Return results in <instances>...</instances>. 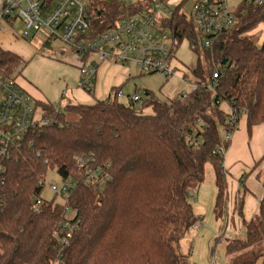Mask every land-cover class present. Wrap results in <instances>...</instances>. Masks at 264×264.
Listing matches in <instances>:
<instances>
[{
    "label": "trees",
    "instance_id": "16d2710c",
    "mask_svg": "<svg viewBox=\"0 0 264 264\" xmlns=\"http://www.w3.org/2000/svg\"><path fill=\"white\" fill-rule=\"evenodd\" d=\"M179 1L168 22L174 24L175 48L188 38L199 53L192 70L197 86L186 98L169 101L146 90L140 107L139 102L119 100V88L93 103L36 102L51 123L37 126L21 147L0 157V264H195L180 250V241L200 221L192 192L204 181L206 164H211L217 186L214 214L226 218L225 154L213 150L220 145L228 149L230 142L223 140L222 132L230 128L234 133L244 114L249 132L264 122V38L258 42L249 34L264 23V5L242 1L234 7L235 23L216 37L212 47L202 44V53L200 32L182 12L187 0ZM152 3L143 0L138 8L147 9ZM91 5L93 36L95 28L114 23L125 11L119 0H91ZM90 55H78L80 69ZM24 63L0 47V72L5 77H15L13 72ZM175 64L187 77L188 69L177 59ZM215 70L220 71L219 84L211 89ZM223 104L238 113L233 125ZM190 136L202 142L194 143ZM78 156H92V162L103 167L100 180L84 183V171L76 167ZM263 162L264 157L243 174L241 183L259 168L257 178L264 186ZM49 171L79 181L68 196L77 228L61 252L54 231L65 218V202L43 198L40 205L35 203ZM105 174L109 177L103 179ZM245 193L237 197L241 218ZM243 224L245 237L228 239L226 255L258 245L259 251L234 264H258L260 259L264 264V195L259 213L249 221L243 219Z\"/></svg>",
    "mask_w": 264,
    "mask_h": 264
},
{
    "label": "built area",
    "instance_id": "2783aa9c",
    "mask_svg": "<svg viewBox=\"0 0 264 264\" xmlns=\"http://www.w3.org/2000/svg\"><path fill=\"white\" fill-rule=\"evenodd\" d=\"M125 11L114 23H109L97 29L93 36L91 0H0V31L16 22L21 23L20 37L32 39L35 35L44 36L47 40H60L79 56L95 54L103 61L113 60L124 66L133 64L140 74L161 73L167 78L178 76L183 81L189 79L180 73L176 65L174 45V24L168 20L175 16V8L170 1L153 0L147 9L138 8L143 0H119ZM191 19L200 32V40L204 47H212L216 37L235 23L233 8L242 1L263 6L264 0H238L236 5L231 0H191ZM102 21L99 26L102 25ZM98 61L88 59L86 66L81 68L82 87L89 91L93 87ZM220 71L215 70L210 81V88L219 84ZM194 87L197 84L194 82ZM66 91H64L65 93ZM191 91L179 93L181 99L186 98ZM120 92H118V96ZM143 90H136L130 101L139 102ZM177 95V96H178ZM33 97L24 91L13 76L5 77L0 72V157H5L9 150L21 147L31 130L39 125L51 123L39 112V106H33ZM36 103V100H35ZM228 122L234 124L238 119L237 111L228 108ZM233 130L224 131L223 140L230 142ZM194 143H201L191 137ZM226 147L220 145L213 152L225 154ZM88 158L78 156L76 167L84 171V183H95L103 170L100 164ZM1 170V166H0ZM109 176L105 174L103 179ZM102 179V178H101ZM60 186L50 184L51 189L61 196L65 202V218L54 231L59 241V249L70 244L77 228L74 221V210L69 206L70 193L77 187L78 180L74 177L62 179ZM47 176L41 181L45 187ZM44 201L43 196L37 197L36 206ZM1 214V213H0ZM198 223L194 225V228ZM214 256L211 264H216Z\"/></svg>",
    "mask_w": 264,
    "mask_h": 264
},
{
    "label": "rangeland",
    "instance_id": "374dc122",
    "mask_svg": "<svg viewBox=\"0 0 264 264\" xmlns=\"http://www.w3.org/2000/svg\"><path fill=\"white\" fill-rule=\"evenodd\" d=\"M238 0H231L233 5H236ZM179 0H171L170 5L172 7L178 6ZM192 1L187 0L182 5V12H185L191 17ZM21 24L15 23L14 28L18 31ZM253 35L257 41H261L264 37V23L258 24V26L249 33ZM26 40L28 42H31ZM199 48L202 51L201 40H198ZM31 50L24 53L25 63L16 69L13 74H20V78L26 80L36 87L37 93H29L33 97V106L42 97L46 98L53 104L65 105L68 100L76 102L93 103L97 97L93 92H89L82 87L81 83V60L80 56L75 53L71 48L66 50V53L61 52V47L58 48V42L50 45H46L45 42L39 39H33ZM203 53V51H202ZM201 53V54H202ZM76 56H75V55ZM175 57L177 61L183 65L185 69H188L187 78L189 82L183 81L178 76L165 77L161 73L152 74H140L133 64H127L124 69L131 73V77L120 84L122 88V94L119 95V100L128 104L130 97L128 94H132L135 89L143 90V94L146 90L151 91L158 99L163 101H169L183 90L192 91L194 87L192 70L196 67L199 53L192 47L191 41L188 38L182 39V41L175 48ZM95 59L99 63H103V67L107 62L115 64L113 60L102 61L97 55L91 54L89 60ZM203 60V55H201ZM120 64V63H119ZM102 74L104 71H101ZM123 73V72H122ZM102 77L99 73V78ZM66 90L67 94L63 97L62 92ZM75 90L76 96L72 91ZM88 93L90 96L89 101H82L86 98L84 95ZM84 95V96H83ZM179 96V95H178ZM43 99V98H42ZM42 102V101H40ZM140 107V102L137 104ZM223 108L227 109V105L223 104ZM41 109V108H40ZM146 113L151 112V108L145 110ZM42 115V110L41 113ZM77 116H73L76 118ZM236 129L234 133L237 131ZM234 135V134H233ZM224 132H222V137ZM264 165V162L261 164ZM205 179L200 186L192 192L191 202L194 207V212L199 216L197 222L198 226L192 228L180 241V250L183 254H189L190 260L195 264H211L214 254L217 256V264H234L240 261L248 259L253 252L259 251L258 245L249 247L248 249L241 251L232 256H227L225 253V246L228 239L235 238L237 234L230 235L229 230H226V218H216L214 214V204L217 194V186L215 184L214 170L211 164H206ZM247 172L244 171V174ZM243 176V175H242ZM62 178L56 171H49L47 174V182L43 189L42 196L46 200L55 198L56 201H62L61 196L55 193L50 184H56L60 186ZM243 193V191H242ZM196 223V224H197ZM232 236V237H231ZM244 237L245 233H242L238 237Z\"/></svg>",
    "mask_w": 264,
    "mask_h": 264
},
{
    "label": "crops",
    "instance_id": "0c3cea01",
    "mask_svg": "<svg viewBox=\"0 0 264 264\" xmlns=\"http://www.w3.org/2000/svg\"><path fill=\"white\" fill-rule=\"evenodd\" d=\"M14 25H10L8 27L6 26L4 31H0V47L2 49L15 53L24 59V53L31 50L30 45L33 39L40 38L41 41L46 42L44 36L41 35H35V37L30 40L31 42L26 41L29 39L20 37L18 33L19 29L18 31L15 30ZM263 38L259 42H262ZM55 42H58V48L61 47L62 53H66V50L70 49L60 40H53L51 44ZM102 70L104 71L103 74L101 72ZM99 73H101L102 76L100 78ZM14 76L25 92L29 91V93L39 95L36 92V87L26 80L21 79L19 73H15ZM130 77L131 73L127 72L124 69V66H121L120 64L107 62L106 66L103 67V63L98 62L92 92L95 94L97 99H105L109 95L113 94L114 88H119L118 92H120L121 95L122 88L120 84ZM136 90L137 89H135V91ZM64 91L66 90H63L62 93H64ZM135 91L132 94H128V96L130 97L133 95ZM72 93L76 96L75 90L72 91ZM84 95L86 98L82 101H89L90 96L88 93H84ZM42 98L37 100H39V102H50L46 98ZM39 112L41 113V109H39ZM233 134L234 135L232 136L229 147L224 155V167L227 172L229 183L226 230H229L228 232L230 235L237 234L235 238H242V236H238L242 233L246 234L243 219L249 221L259 213L260 201L264 195L263 182L257 178L259 168L245 178L244 184L240 181L244 171L249 173L256 162L264 157V122L253 126L251 132H249L247 126V116L244 114L240 119L238 130ZM242 191L246 192L244 195V203L242 205L243 218H241L237 212V197ZM200 224H202V222ZM261 263L260 259L258 264Z\"/></svg>",
    "mask_w": 264,
    "mask_h": 264
}]
</instances>
